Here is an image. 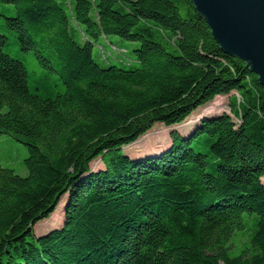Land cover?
<instances>
[{"label":"trees","instance_id":"obj_1","mask_svg":"<svg viewBox=\"0 0 264 264\" xmlns=\"http://www.w3.org/2000/svg\"><path fill=\"white\" fill-rule=\"evenodd\" d=\"M219 95L159 156L123 151ZM1 135L28 174L0 165V264H264V85L190 0H0Z\"/></svg>","mask_w":264,"mask_h":264},{"label":"rangeland","instance_id":"obj_2","mask_svg":"<svg viewBox=\"0 0 264 264\" xmlns=\"http://www.w3.org/2000/svg\"><path fill=\"white\" fill-rule=\"evenodd\" d=\"M112 39L121 44H126L127 47L131 43L120 40L117 36H108V40ZM105 42L102 41L100 45ZM7 50L18 58H21L30 75H35L36 66L34 59L26 54L17 50V47L11 42ZM95 54L99 53V47L95 46ZM235 93V92H232ZM222 113H230V96L219 95L213 100L199 106L191 112V114L181 123L167 126L162 123H154L147 131L141 134L135 141L123 146V151L130 155L132 158L143 159L146 157H156L162 152L166 151L172 144L171 132L176 130L181 135H188L198 125L203 117H211L220 115ZM28 156L27 147L21 142L15 140L9 135L0 136V165L3 167L12 168L17 174L25 176L28 170L25 166V159ZM103 162L98 157L90 163L91 171H97L103 168ZM264 183V176L262 177ZM68 200V194L61 197L60 203L55 210L49 215L48 218L37 222L34 226L37 235L43 234L52 230L53 228L60 227L64 219V206Z\"/></svg>","mask_w":264,"mask_h":264},{"label":"water","instance_id":"obj_3","mask_svg":"<svg viewBox=\"0 0 264 264\" xmlns=\"http://www.w3.org/2000/svg\"><path fill=\"white\" fill-rule=\"evenodd\" d=\"M220 48L264 85V0H190Z\"/></svg>","mask_w":264,"mask_h":264}]
</instances>
